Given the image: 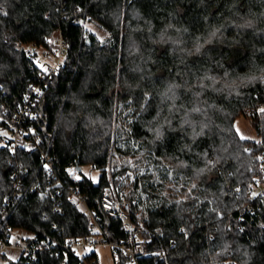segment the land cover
<instances>
[{
	"label": "trees",
	"instance_id": "trees-1",
	"mask_svg": "<svg viewBox=\"0 0 264 264\" xmlns=\"http://www.w3.org/2000/svg\"><path fill=\"white\" fill-rule=\"evenodd\" d=\"M80 15L104 36L76 22ZM58 36L64 63L37 121L53 172L38 149L0 148L3 226L29 240L90 235L89 214L68 198L73 188L106 225L101 195L132 170L130 162L112 166L119 153L145 166L130 190L149 228L141 264H264V228L241 216L263 174L264 113L251 111L264 100V0H0V95L9 106L38 77L25 45L52 49ZM121 107H129L124 118ZM243 114L258 139L239 133ZM256 215L264 218V204ZM107 225L122 235L117 220ZM96 258V250L61 249L34 264Z\"/></svg>",
	"mask_w": 264,
	"mask_h": 264
},
{
	"label": "built area",
	"instance_id": "built-area-1",
	"mask_svg": "<svg viewBox=\"0 0 264 264\" xmlns=\"http://www.w3.org/2000/svg\"><path fill=\"white\" fill-rule=\"evenodd\" d=\"M75 20L83 25L89 22L87 17L81 15ZM25 48L37 65L38 77L36 81L30 83L29 91L23 95L22 100L15 107L9 106L7 100L0 95V148L7 147L12 152L21 146H25L29 151L38 149L46 170L53 172L50 162L52 155L49 146L47 148L44 146V137L41 129L37 126V121L41 122L42 120V110L40 109H43L42 97L48 86V80L63 66L66 45L63 38L58 36L55 38V46L52 49L39 46L34 42L26 44ZM251 113L262 116L264 100L259 102ZM45 124V122L41 123V126L44 127ZM260 154L263 174L254 178V188L248 193L252 200L244 205L241 216L248 214L251 222L264 228V218L256 215L261 204H264V148ZM76 166V163L71 161L66 168L69 172H74ZM122 179L108 186L99 200V208L104 214L106 225L103 224L102 217L95 214L94 207L88 204L85 194L77 192L76 188L70 191L68 198L82 213L90 216L88 228L91 230V234L88 236L68 238L62 243H58L54 239L41 240L36 237H30L29 240L26 235L22 236L20 233L15 238V234L18 233L17 229L9 224L4 227L0 218V264L6 263L5 258L18 259L20 257L24 259L25 264H34L41 252L54 251L57 253L61 249H69L73 253L91 252L100 246H108L113 250L116 264H122V255L127 258L128 264H141V259L146 255L143 236L149 230L146 222L147 217L142 205L128 189L130 182L125 183ZM130 179H134V176H131ZM39 193H41L40 190ZM57 200V204H60V199ZM56 210L64 211L62 207L58 206ZM107 219L110 223L111 219L117 220L118 228L122 232L120 237H113L107 231ZM9 249L19 250V256L12 258L8 252ZM162 254L158 255L162 256Z\"/></svg>",
	"mask_w": 264,
	"mask_h": 264
},
{
	"label": "rangeland",
	"instance_id": "rangeland-1",
	"mask_svg": "<svg viewBox=\"0 0 264 264\" xmlns=\"http://www.w3.org/2000/svg\"><path fill=\"white\" fill-rule=\"evenodd\" d=\"M86 26L89 29L96 32L100 37H103L105 34L103 29H101L99 26H97L95 23L91 22L90 20H89L88 24H86ZM128 110H129V107H123V108L121 107L120 108L119 111H120L121 118H124L126 116L125 114ZM235 125H236V127H237V129H238V131L242 137L251 138V139H258L259 136L256 132V129L253 125L251 118L248 115L243 114V115L238 116L235 120ZM127 162H130L132 170H131L130 174H127L124 177H122L123 178L122 181H124L125 183L130 182L128 189L131 190L132 186H133L132 184L134 181V179H130L131 176L135 177L138 173L143 172L145 169V166L139 165L136 162L135 158L121 156L119 153L114 154L112 166H115V165L122 166ZM83 170H84V172H90V166L89 165L84 166ZM97 174H98L97 171L92 172V175L95 178L97 177ZM17 232L18 233L15 234V238H16L17 234H19V233H20V235H27L28 234L26 231H22V230H18ZM18 240L21 241L20 239H18ZM95 250L97 251V258H96L97 262H96V264H115L113 250L110 247L100 246V247L95 248ZM8 252L12 256V258H17L20 254V251L15 250V249H9ZM86 252L87 251H81L80 254L83 255ZM91 264H93V263H91Z\"/></svg>",
	"mask_w": 264,
	"mask_h": 264
},
{
	"label": "water",
	"instance_id": "water-1",
	"mask_svg": "<svg viewBox=\"0 0 264 264\" xmlns=\"http://www.w3.org/2000/svg\"><path fill=\"white\" fill-rule=\"evenodd\" d=\"M79 169H80V165H79V167H78ZM107 222H108V224H110V221H109V219H107Z\"/></svg>",
	"mask_w": 264,
	"mask_h": 264
},
{
	"label": "snow or ice",
	"instance_id": "snow-or-ice-1",
	"mask_svg": "<svg viewBox=\"0 0 264 264\" xmlns=\"http://www.w3.org/2000/svg\"><path fill=\"white\" fill-rule=\"evenodd\" d=\"M254 195H255V193H254Z\"/></svg>",
	"mask_w": 264,
	"mask_h": 264
},
{
	"label": "bare ground",
	"instance_id": "bare-ground-1",
	"mask_svg": "<svg viewBox=\"0 0 264 264\" xmlns=\"http://www.w3.org/2000/svg\"><path fill=\"white\" fill-rule=\"evenodd\" d=\"M262 162V161H261Z\"/></svg>",
	"mask_w": 264,
	"mask_h": 264
}]
</instances>
